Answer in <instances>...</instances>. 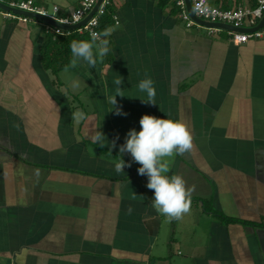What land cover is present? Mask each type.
<instances>
[{"label": "crops", "instance_id": "obj_1", "mask_svg": "<svg viewBox=\"0 0 264 264\" xmlns=\"http://www.w3.org/2000/svg\"><path fill=\"white\" fill-rule=\"evenodd\" d=\"M32 1L65 18L81 0ZM210 3L252 10L258 0ZM110 10L99 28L114 29L109 53L67 74L43 65L55 37L43 22L0 15V264H264V25L254 30L263 18L241 27L262 35L237 44L229 30L187 28L176 0H116ZM146 74L156 104L141 100ZM116 78L127 115L109 103ZM145 114L186 120L194 135L196 151L169 160L168 175L193 189L180 220L155 211L147 176L119 152ZM98 130L109 146L93 142ZM122 158L131 167L117 173Z\"/></svg>", "mask_w": 264, "mask_h": 264}, {"label": "clouds", "instance_id": "obj_2", "mask_svg": "<svg viewBox=\"0 0 264 264\" xmlns=\"http://www.w3.org/2000/svg\"><path fill=\"white\" fill-rule=\"evenodd\" d=\"M114 29L103 32H91L89 40L76 41L70 44L72 58L69 64L63 69L65 74L70 69L76 68L81 63H86L89 68H95L98 59L105 57L110 51V41L107 39ZM122 78H116L114 84L115 94L109 97V103L115 108L116 115H127L117 106L116 97H125L122 90ZM155 82L148 77L141 80L138 90L146 94L147 99H141L144 103L156 104ZM70 86L73 90H79L81 82L78 79L71 80ZM72 119L77 123L86 119L82 112L72 114ZM141 130L137 132L131 129L125 139V143L120 146V154L128 153L132 161L138 163V174L147 176L146 187L154 192L152 207L156 212L165 216L169 221L180 220L191 210L193 189L187 186L186 180L181 174L168 175L170 172L169 160L178 155L186 153L192 154L196 151L194 135L191 126L186 120L157 118L152 115H143L139 121ZM94 143L100 147L109 146L105 135L96 131L92 137ZM115 141L110 143V151L115 148ZM131 167L122 159L115 163L114 168L117 173L124 172L125 167ZM39 175V170H37ZM137 195L133 192L130 199L135 200ZM133 209L128 208L131 213Z\"/></svg>", "mask_w": 264, "mask_h": 264}, {"label": "built area", "instance_id": "obj_3", "mask_svg": "<svg viewBox=\"0 0 264 264\" xmlns=\"http://www.w3.org/2000/svg\"><path fill=\"white\" fill-rule=\"evenodd\" d=\"M98 1L99 0H81L79 7L73 13H71L70 16L65 18L56 16L59 11L58 7H54L53 12L49 13L44 8L37 6L32 0L13 2L7 6L12 9H18L24 12L40 15L60 22L64 25L73 26L79 24L90 15L97 5ZM115 2L116 0H102L99 8L87 21V23L76 30L81 34L89 35V37L90 33L93 31L100 32L99 28L101 26L102 17L107 13V10L115 4ZM0 3H3V1L0 0ZM190 3L195 16L202 19L203 21L209 23L230 25L236 28H241L246 24L249 27H255L264 15V0H258L257 7L252 10L246 9L241 6L233 9H221L219 7L213 6L210 3V0H190ZM176 5L179 9V17L183 22H185L187 28L199 26L191 18L185 0H176ZM0 15L6 19L20 20L24 23L32 21V19L29 17L17 15L12 11L3 10L1 7ZM113 19L115 24H118V18L116 15L113 16ZM42 24L44 25L46 32H49L53 35H59L65 32L69 34V31L62 30L47 23ZM210 30L212 32H215V30L217 29L210 28ZM229 34L232 37V40L237 44L246 43L251 37H260L262 35V33H260L259 31L253 33H240L230 31Z\"/></svg>", "mask_w": 264, "mask_h": 264}, {"label": "trees", "instance_id": "obj_4", "mask_svg": "<svg viewBox=\"0 0 264 264\" xmlns=\"http://www.w3.org/2000/svg\"><path fill=\"white\" fill-rule=\"evenodd\" d=\"M111 8V7H110ZM110 8L107 13L102 17V26L100 30L107 28L112 21V11ZM99 30V31H100ZM47 35L46 40L42 46L41 59L46 69H51L55 74L63 70L70 62L72 58L70 44L73 40L81 41L85 37L77 30L69 31L59 35ZM219 217L227 220L221 215Z\"/></svg>", "mask_w": 264, "mask_h": 264}, {"label": "water", "instance_id": "obj_5", "mask_svg": "<svg viewBox=\"0 0 264 264\" xmlns=\"http://www.w3.org/2000/svg\"><path fill=\"white\" fill-rule=\"evenodd\" d=\"M185 1H186L187 9H188V12H189L191 18L199 26H203V27L208 28V29H210V28H220V29L229 30V31H236V32H240V33H248V32L253 31V30L246 29V28H236V27H233V26H230V25L218 24V23H209V22L203 21L202 19H200V18H198V17L195 16V14H194V12L192 10V6H191V3H190V0H185ZM101 2H102V0H99L98 1V3L95 6L94 10L91 12V14L86 19H84L79 24H76V25H73V26L64 25V24H62L60 22L54 21L52 19H49V18L40 16V15H37V14H33V13H29V12H24V11H21V10H18V9H10L7 5H5L3 3H0V7L3 10H6V11H12V12H14L17 15H22V16H25V17H30V18L39 20V21H41L43 23H47V24L52 25L54 27L60 28L62 30L71 31V30H76V29L82 27L83 25H85L87 23V21L97 11V9L99 8ZM263 25H264V17L261 20L260 24L256 28H254V30H257V29L262 28Z\"/></svg>", "mask_w": 264, "mask_h": 264}]
</instances>
